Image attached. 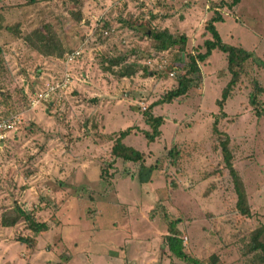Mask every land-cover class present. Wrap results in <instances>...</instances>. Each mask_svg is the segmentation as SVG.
Segmentation results:
<instances>
[{
    "label": "rangeland",
    "instance_id": "1",
    "mask_svg": "<svg viewBox=\"0 0 264 264\" xmlns=\"http://www.w3.org/2000/svg\"><path fill=\"white\" fill-rule=\"evenodd\" d=\"M221 2L231 0H0V118L23 114L16 134L0 144V264H252L248 237L264 224V0L232 9ZM214 9L223 17L216 24L222 41L252 55L243 76L220 110L231 76L226 55L213 51L185 96L151 109L163 124L149 142L143 114L177 87L188 54L204 52ZM94 18L108 35L96 33L90 59L69 67L73 91L30 109L33 93L59 79L60 60ZM45 27L61 56L24 43ZM146 29L188 36L187 51L155 54ZM116 57L123 61L106 70ZM127 66L135 72L119 77ZM215 121L229 138L249 216L235 208ZM128 129L124 144L157 168L147 184L138 182L139 163L111 161L112 145ZM16 207L48 231L36 235L24 221L4 227ZM170 225L188 260L169 251Z\"/></svg>",
    "mask_w": 264,
    "mask_h": 264
},
{
    "label": "trees",
    "instance_id": "2",
    "mask_svg": "<svg viewBox=\"0 0 264 264\" xmlns=\"http://www.w3.org/2000/svg\"><path fill=\"white\" fill-rule=\"evenodd\" d=\"M240 0H231L230 3L221 2L219 7L232 9ZM218 9H214L213 16L206 22L205 30L210 35V39H207L203 42L204 52L198 53L196 56H192L188 54L189 65L187 68H181L182 76L179 77L177 87L173 90L168 91L159 101L150 106V110L148 112H144L143 117L145 118L146 125L150 128V132H144L146 138L149 142L154 141L161 135L160 127L163 124V118L154 116L151 113V109L155 107V105H163L170 104L174 100L179 99L186 95L188 89L192 83L191 76L195 74H199V66L198 64H203L212 54L213 51H219L222 54L226 55L227 59V71L231 76L230 81L222 91L221 99L216 102L217 106L220 110L223 109L224 103L227 100L229 94L231 93L233 87L238 83V81L243 76L244 65L245 63L251 59L252 55L240 48L225 44L218 31L216 30V24L223 22V17L217 11ZM102 26L106 27L108 30L109 27L106 23H103ZM144 35L153 40L155 43V50L158 52L166 51L169 48H177L180 54H183L184 51H187V38L185 36H181L179 38H175L172 34H170L167 30L162 31H151L146 29ZM24 43L33 48L35 51L43 54V56H55L59 57L62 55L61 45H59L58 41L56 42V38L54 34H52L50 27H45L43 30L36 29L23 38ZM123 59L116 57L107 61L108 67L106 70L111 69L112 67L120 64ZM128 68H124L120 71L119 77L130 76L135 70L134 66H127ZM260 91V90H259ZM251 103L254 105V98L251 99ZM224 115V114H223ZM9 116H5L2 118H7ZM217 122L213 123V131L214 133L219 134V146L222 155V159L224 162V167L228 171V174L232 180L234 192L236 195V205L235 208L242 216H249L250 210L247 205L246 194L243 187V183L235 171L232 164V153L229 148V138L227 135H220L218 132ZM129 129L123 132H120L119 137L115 140L114 144L111 147V161L120 160L124 163H139V170L137 173V179L140 184H147L150 182L152 174L155 170H157L156 166L146 167L143 164L142 154L135 150L131 146H127L124 144L123 139L126 137ZM102 174H100V179H102ZM14 216L10 219L3 218L2 225L4 227H13L20 221H24L27 224L29 230H31L34 234H43L46 233L49 227L45 223L37 222L31 213L22 210L20 207H16L13 209ZM170 235L167 236V245L169 251L175 255L177 258L181 260H188L187 256L183 251L182 241L179 236V232L170 225ZM246 253L251 256L252 264H263L264 263V224L259 226L256 230H254L248 237Z\"/></svg>",
    "mask_w": 264,
    "mask_h": 264
},
{
    "label": "built area",
    "instance_id": "3",
    "mask_svg": "<svg viewBox=\"0 0 264 264\" xmlns=\"http://www.w3.org/2000/svg\"><path fill=\"white\" fill-rule=\"evenodd\" d=\"M208 8V7H207ZM94 22L92 21L94 26L89 24L90 28L88 27V34L83 39L79 40L76 44V46L63 55V58L60 60V64L62 65V72L59 79L56 81L50 82L45 84V86L42 89H38L33 93L31 96V99L29 101L30 109H37L39 106H42L44 103H50L51 101H55L60 99L61 95L65 96L67 94H70L74 89V78L73 75L69 69V67L79 61L84 60V58L90 59L91 52H86L87 44L89 42L95 41V35L98 33L99 36H101L100 33H102L104 36L108 35L107 30L100 29V23L101 19L94 18ZM103 24V23H102ZM80 25L82 27H86V20L82 19L80 22ZM98 31V32H97ZM100 32V33H99ZM167 51V50H166ZM166 51H161L155 54L163 55ZM167 53V52H166ZM194 56L193 54H191ZM151 62V60H150ZM163 61L161 60L159 64L156 66V70H162ZM169 77H174V73H170ZM142 105H145L141 103ZM145 111V107H142ZM23 120V114L22 113H16L10 117L7 118H0V144L3 145L4 142H6L12 135L16 134V131L19 128V125L21 124Z\"/></svg>",
    "mask_w": 264,
    "mask_h": 264
},
{
    "label": "crops",
    "instance_id": "4",
    "mask_svg": "<svg viewBox=\"0 0 264 264\" xmlns=\"http://www.w3.org/2000/svg\"><path fill=\"white\" fill-rule=\"evenodd\" d=\"M218 24V23H217ZM216 26V25H215ZM216 30H217V28H216ZM187 38H189L188 36H186ZM190 39V38H189ZM191 40V39H190ZM189 41V40H188Z\"/></svg>",
    "mask_w": 264,
    "mask_h": 264
}]
</instances>
